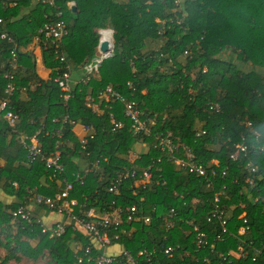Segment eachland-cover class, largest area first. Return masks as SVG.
<instances>
[{
  "label": "trees",
  "instance_id": "obj_1",
  "mask_svg": "<svg viewBox=\"0 0 264 264\" xmlns=\"http://www.w3.org/2000/svg\"><path fill=\"white\" fill-rule=\"evenodd\" d=\"M178 10L184 13L181 25L174 23L160 34L156 18L175 16ZM57 11L68 30L58 45L65 61L58 59L53 43L40 40L42 62L51 70L43 79L36 73L32 51L19 48L39 35L48 18L58 19ZM0 18V33L13 39L0 38V95L15 44V84L27 87V98L15 92L10 99L19 116L14 131L0 114V246L5 249L0 264L23 258L35 264L45 256L51 264H77L73 243L88 242L89 236L72 229L74 222L65 214L38 205L33 210L60 215L56 221L66 224L60 236H49L35 223L18 226L11 216L18 207L35 203L34 194L54 197L65 182L73 184L69 199L76 200L73 214L78 217L86 219L90 208L104 214L131 205L139 215L152 217L150 224L129 223L121 213L119 227L109 232L113 238L120 228L130 230L113 240V251L156 249L150 262L139 264H264V74L255 69L264 68V0H186L182 7L174 0H54L53 5L0 0ZM101 28L113 31V54L64 100L54 77L71 66L83 71L97 54ZM233 56L251 69L244 70ZM107 85L135 101L143 119L152 118L150 135H134L122 104L100 97ZM89 97L100 112L88 106ZM214 102L218 112L209 107ZM111 115L121 127L112 130ZM65 116L89 128L85 144L69 122L62 123ZM59 127L68 142L60 154L64 171L54 176L43 157L53 151V133ZM39 129L42 152L27 159L20 138ZM168 132L176 144L175 156L191 152L207 169L211 186L205 177L177 168L160 148L156 134ZM85 166L90 170L82 182L76 180ZM148 166L151 177L142 180V169ZM132 171L134 177L128 175ZM114 183L117 188L110 191ZM216 193L227 220L225 232L217 218L207 220ZM194 226L206 235L207 243L199 248L190 239ZM241 227L246 228L243 233ZM168 246L174 249L166 254Z\"/></svg>",
  "mask_w": 264,
  "mask_h": 264
},
{
  "label": "built area",
  "instance_id": "obj_2",
  "mask_svg": "<svg viewBox=\"0 0 264 264\" xmlns=\"http://www.w3.org/2000/svg\"><path fill=\"white\" fill-rule=\"evenodd\" d=\"M43 3H48L50 5L54 4V0H41ZM186 0H174V4L177 7H182ZM70 6L73 5V2H68ZM62 15L61 11H57L55 16L58 19L48 18V21L39 28V35L35 36V40L40 42L43 40L44 43L49 41L55 45L57 48L55 51L56 56L60 61H65V57L62 54L58 53V45L61 43L64 36L67 35L68 30L66 28L65 22L60 16ZM184 16L183 11L178 10L177 14L172 17L159 19L156 18V21L159 22V33L163 34L167 29H169L172 24L176 23L181 25L182 18ZM2 19L0 18V22ZM109 33L108 38H103V33ZM98 43H97V54L87 62L83 67V77L82 81L87 82L91 76L98 73L104 60L108 59L113 54V31L110 28H101L98 30ZM42 36V37H41ZM0 38L7 40V42H13L12 37H10L6 32L0 33ZM102 42L107 43L105 51L100 49V44ZM17 44L9 51V68L3 74L6 79V84L3 89V96H0V114H2L3 119L6 121L7 125L11 131L15 130V126L19 120L18 114L14 111L13 106L11 105L10 98L17 91H25L26 87L17 86L15 84V70L17 69ZM188 54V50L184 51V55ZM70 70H65L62 73L54 77V82L62 90V98L67 100L70 96ZM100 97L106 101H119L123 106L124 115L130 121V130L134 135L137 136H148L153 130L152 124L153 120L150 117L142 118L141 112L135 101L129 100L118 91L114 90L112 86L107 85L103 91L100 93ZM88 106H91L94 111L97 110V106L94 104L92 98L89 97ZM210 109L215 112L219 111V104L217 102L210 103ZM111 122L113 124L112 130L122 126V122L115 121L114 117L111 115ZM69 122L72 126L76 124L74 120L69 119L65 116L62 119V123ZM89 128L85 127L87 131ZM39 130H37L30 137L24 136L20 138L21 145L26 150L27 159H33L34 156L41 154V143L38 139ZM57 139L54 144L53 151L43 157L44 165L47 169L52 171L54 176L62 174L64 171V166L60 161L61 147L65 142L62 140V131L61 128L57 129L53 133ZM197 135V133H196ZM90 137H92L90 135ZM156 139L158 140V145L166 153L171 155V159L174 165L177 168L187 170L190 173H193L198 176L205 177L207 186H211V181L207 176V169L203 166L201 162H197L191 152H186L183 156H175L176 144L173 141L172 135L170 132L166 134H156ZM81 143H86V138L81 139ZM84 148L85 145H82ZM236 147L240 151H245L246 146L243 144H237ZM232 160L236 159V154L231 155ZM212 163L217 164L216 160H212ZM149 167L142 169L140 178L142 180H148L151 177V172ZM90 169L86 166L82 169V172H79L75 175L76 180L82 179L84 175ZM214 173V171H212ZM129 176L134 177L135 171L128 173ZM122 175H119L115 182L119 183ZM13 186H17L16 182L12 183ZM72 182H65L64 186L59 189V192L56 193L54 197L45 196L41 194H34L35 204L41 206L43 209H46L50 212H56L58 214H65L71 221L74 222L72 229H81L84 234L89 236L88 242L75 241L73 243V250L77 253V264H83L88 262L91 264H113L114 262H122L124 264H139L140 261L145 260L150 262L152 256L156 253V249H147L141 248L136 254H133L129 250L119 248L116 251H113L114 244L113 240L119 239V234H130V230L120 228L119 233H115L113 238L109 234L111 228L116 230L120 223L121 217L120 214L124 213L126 215L127 222L141 221L143 224H150L152 222V217L149 215H144L138 213V209L135 205L127 206L124 210L122 208L116 209L112 212H107L104 214L96 213L92 208H90L84 214L85 218L78 217L73 214V208L76 205L75 199H69V192L72 189ZM116 184H112L109 188L110 191L116 189ZM214 207L212 213L207 218L210 221L212 218H217L220 225L222 226V232L226 231V216L224 210L220 207L219 196L214 194L213 198ZM264 210V207H263ZM12 222L16 225H25V224H38L41 227V231L48 233L49 236H60L66 230V224L62 222H53L51 224H46L42 216H39L33 212L32 208L18 207L16 210L11 212ZM244 215L241 214L239 218H242ZM245 221V220H244ZM245 227L239 229L240 233H243ZM190 239H192L196 247H202L207 243L206 235L204 232L198 231L197 227L194 226L193 232L191 233ZM172 246L165 247L163 249L164 253L168 254L173 251ZM240 256L244 254V251L241 247L238 248ZM259 250H256L258 252ZM161 252V251H160ZM237 254V253H236ZM254 259V258H253Z\"/></svg>",
  "mask_w": 264,
  "mask_h": 264
},
{
  "label": "crops",
  "instance_id": "obj_3",
  "mask_svg": "<svg viewBox=\"0 0 264 264\" xmlns=\"http://www.w3.org/2000/svg\"><path fill=\"white\" fill-rule=\"evenodd\" d=\"M33 1V0H32ZM35 1V0H34ZM18 47V45H17ZM20 50H30L32 51L34 57H35V69H36V73L43 79H48L49 76H50V72L51 70L46 68L42 62V55H41V47H40V44L39 42H37L35 40V38L32 40L31 43L28 44V46L26 47H20L19 48ZM18 68V66H17ZM17 70V69H16ZM15 70V71H16ZM83 77V71H82V68L80 66L78 67H70V80H69V85H70V88L72 89ZM34 86L35 85H30V89H34ZM25 87V86H24ZM20 96L22 98H27V87H26V90L25 91H17ZM4 93H2V95L0 96H3ZM91 98V97H90ZM11 99V98H10ZM93 99V98H92ZM103 99V98H102ZM104 100V99H103ZM11 102V101H10ZM94 104L97 106V110L98 112H100V109L98 108V104L97 102L94 101ZM12 105V104H11ZM85 125L83 124H80V123H76L74 126H72V131L74 132V134L77 136V138L79 140H81L82 138H84L86 136V130H85ZM60 128V127H59ZM57 128V129H59ZM56 129V130H57ZM55 131V130H54ZM22 138V137H21ZM10 199H7V201H9ZM29 208H31V205H29ZM39 216H42L43 217V220L46 224H51L52 222L56 221V220H59V219H62V217L60 215H49V213L47 212H40V215Z\"/></svg>",
  "mask_w": 264,
  "mask_h": 264
},
{
  "label": "rangeland",
  "instance_id": "obj_4",
  "mask_svg": "<svg viewBox=\"0 0 264 264\" xmlns=\"http://www.w3.org/2000/svg\"><path fill=\"white\" fill-rule=\"evenodd\" d=\"M120 1H125V0H120ZM227 55H228V53L224 52L223 57H226ZM233 59L244 70H250L251 69L249 64H242V63L238 62V60L236 59L235 56H233ZM255 69H257L260 73L264 74V68H255ZM10 200H12V199H10ZM30 202H31V208L34 210V208L36 207V204L33 201H30ZM44 212H46V211H44ZM4 253H5V249L1 248V246H0V258L3 256ZM9 264H34V263L31 260H28L27 258H23L19 262H15L12 260L9 262ZM35 264H51V263L48 261V258L45 256V257L41 258L39 261H37V262L35 261Z\"/></svg>",
  "mask_w": 264,
  "mask_h": 264
},
{
  "label": "water",
  "instance_id": "obj_5",
  "mask_svg": "<svg viewBox=\"0 0 264 264\" xmlns=\"http://www.w3.org/2000/svg\"><path fill=\"white\" fill-rule=\"evenodd\" d=\"M106 47H107V43H106V42H102V43L100 44V49H101L102 51H105V50H106Z\"/></svg>",
  "mask_w": 264,
  "mask_h": 264
},
{
  "label": "bare ground",
  "instance_id": "obj_6",
  "mask_svg": "<svg viewBox=\"0 0 264 264\" xmlns=\"http://www.w3.org/2000/svg\"><path fill=\"white\" fill-rule=\"evenodd\" d=\"M108 36H109V33H103V38H108Z\"/></svg>",
  "mask_w": 264,
  "mask_h": 264
}]
</instances>
